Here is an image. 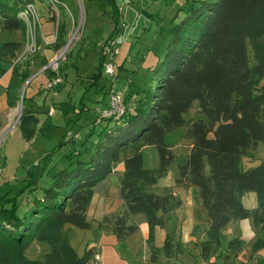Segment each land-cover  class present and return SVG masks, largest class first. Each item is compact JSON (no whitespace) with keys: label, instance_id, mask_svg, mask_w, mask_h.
Listing matches in <instances>:
<instances>
[{"label":"trees","instance_id":"trees-1","mask_svg":"<svg viewBox=\"0 0 264 264\" xmlns=\"http://www.w3.org/2000/svg\"><path fill=\"white\" fill-rule=\"evenodd\" d=\"M33 1L0 0V30L19 31L24 37L25 25L18 13ZM102 1L114 14L119 13L116 0ZM180 12L183 16L178 19ZM50 19L55 20L54 15ZM65 26V22L56 24L54 50L65 44ZM110 39L112 34L104 42ZM21 46V41L0 44V62L6 64L1 72L11 69L6 87L10 107L17 104L37 58L33 54V60L17 59ZM96 69L98 73L88 80L99 90L97 82L101 74L106 75L102 52ZM151 69L150 88L129 89L123 95L125 110L120 117L100 118L107 101L103 103V97L97 101L102 106L92 126L104 124L85 160L77 158L56 171L48 188H30L41 193L31 192L25 206L21 205L23 190L13 197H0V264H88L93 247L78 255L70 244L67 225L88 228L86 212L93 188L118 163L123 164L118 180L122 208L105 215L99 226L109 227L121 240L144 221L148 264L174 262L187 246L167 231L159 248L154 230L167 228L165 216L176 210L181 200L169 191L157 193L154 185L167 173L173 157L165 133L184 124L190 150L187 162L178 166L175 184L197 188L207 218L203 229L195 227L192 232L197 255L205 264H216L221 230L240 219L251 221L256 238L252 251L264 247V160L249 168L242 164L249 152L260 144L264 147V0H185L171 21L163 53ZM61 70L59 66L58 74ZM44 72L49 78L53 75L49 68ZM28 101L24 91L17 126L27 142L37 136L39 124ZM195 102L197 112L206 120L185 119ZM146 146L156 147L157 168L144 166L142 150ZM247 192L257 196L254 209L242 204ZM34 246L36 256L27 257L26 252ZM244 247L242 240L231 239L222 260L232 263Z\"/></svg>","mask_w":264,"mask_h":264},{"label":"rangeland","instance_id":"rangeland-1","mask_svg":"<svg viewBox=\"0 0 264 264\" xmlns=\"http://www.w3.org/2000/svg\"><path fill=\"white\" fill-rule=\"evenodd\" d=\"M184 1L116 0L119 13L114 14L108 3L104 5L102 0H62L64 5L61 7L57 5L53 7L54 10L49 7L47 0H34L39 24L41 27L44 26L43 32L41 27H36L34 46L30 45L31 42L26 38V34L22 39L19 31L0 32V44L23 40L17 58L20 61L33 60V54L37 56L30 67V78L22 85L27 97L39 85L45 86L46 79L49 80V77L43 70L51 69L49 64L54 62L53 59L56 56L59 57L60 53L62 57L59 60V66H62L59 74L61 82L53 91L45 88L35 98L39 107H42L36 114L39 118L37 136L27 142L21 137L19 127L12 128L10 131L4 129V132L0 134V165L5 156V167L3 173H0V197L6 198V195L13 197L23 190L20 197L23 200L21 205L25 206L32 195L31 192H34L30 191V188L35 186L48 188L51 185V176L56 171L69 166V162L77 158L81 160L87 158V152L90 148H94L93 143L97 141L98 131L104 124L101 121V124L92 126V120L102 106V102L99 104L97 101L103 97V102H106L107 91L110 88L121 91L122 96L129 89L142 91L150 88L154 76L151 67L161 57L168 39L171 21L177 13L178 6ZM50 14L54 15L55 23L58 20L59 25L61 22H65L66 25L65 44L59 50H54L52 47L54 40L47 42L48 39L45 40L42 36L45 35V24L49 25L47 28L50 29V37H47L52 39L55 34L56 24L50 19ZM182 16L183 13L180 12L178 19ZM111 34L117 43L118 52L115 56L106 53L104 65L107 62L112 63L114 76L101 74L97 82L99 90H96L95 85H91L88 78L98 73L96 67L99 65L100 48ZM38 71L43 72L32 77ZM100 88L101 90L103 88V91ZM24 91H21L18 97L15 123L18 122L17 115L22 108ZM50 108L53 109V115L47 114ZM197 108L195 102L185 115V119L206 120L203 114L197 112ZM92 127L93 130L89 131ZM165 143L170 146L173 157L167 173L157 178L158 187L172 186L178 177V166L187 162L190 139L186 136V124L166 132ZM143 153L144 166L157 168L159 159L156 147L146 146ZM252 155L254 159L249 163L251 167H254L264 160V147L260 144L256 151H252ZM242 164L245 167L247 163L242 160ZM26 173L30 175L25 177ZM114 175L116 176L117 172ZM23 178L26 179L23 180ZM113 189L114 197L117 198L118 189ZM169 190L171 189L163 188L159 194ZM40 193L39 189L34 192V194ZM115 240L116 245H111L113 243L105 239L98 244L100 253L102 251L103 254L107 250L114 253V260L109 259L105 264H124L122 260L127 261L128 264L140 262V254L129 255L123 248L122 243L125 245L126 239ZM105 244L111 246L104 247ZM162 245V242L158 243L159 248ZM36 252L37 248L34 246L26 252V255L34 258ZM183 257L181 261L187 263V256ZM162 261L161 258L159 262ZM170 264L178 263L174 261Z\"/></svg>","mask_w":264,"mask_h":264},{"label":"crops","instance_id":"crops-1","mask_svg":"<svg viewBox=\"0 0 264 264\" xmlns=\"http://www.w3.org/2000/svg\"><path fill=\"white\" fill-rule=\"evenodd\" d=\"M34 2V1H33ZM51 16V14H50ZM54 24V20H52ZM41 27V24H39ZM46 28L44 30L45 35L42 36L48 40L47 42H53L54 36L50 37V29L49 25L45 24ZM44 27V26H42ZM42 32H43V28ZM48 27V28H47ZM56 27V26H55ZM56 29V28H55ZM0 32H2L0 30ZM26 34V29L24 32V37ZM42 34V33H41ZM41 37V36H40ZM23 39V36H22ZM23 45V40L21 41ZM53 46V45H52ZM25 49V45L23 46ZM23 49V51H24ZM2 68H6V64L0 62V134L4 132V129L10 131L12 128L18 127L17 123H15V111L18 106L19 99L17 100V104L13 107H10L8 104V97L6 93V87L10 81L11 77V69L8 67L4 72H1ZM44 71V70H43ZM38 71L33 74L32 77L38 75V73L43 72ZM31 76V75H30ZM48 77V75H46ZM46 77V78H47ZM30 78V77H29ZM47 83V79H46ZM45 83V85H46ZM22 87L20 92L22 91ZM45 89V86L39 85L32 94L28 96L29 101L28 105L31 111L38 112L40 110L38 103L36 102V96L41 93V91ZM20 96V94H19ZM45 100V99H44ZM104 103V102H103ZM48 110V109H47ZM21 114V113H20ZM48 114V112H47ZM53 115V114H52ZM18 117V115H17ZM19 119V118H18ZM18 121V120H17ZM22 137V136H21ZM145 148H143L144 150ZM142 150V155L144 154ZM252 151L248 153L247 156L243 157V162L246 161L245 168L251 167V163H249L254 157L252 158ZM5 156L3 160H1V168L0 173H3V168L5 167ZM143 163H145V158L143 155ZM244 167V165H243ZM154 169V168H150ZM117 172V175L114 174ZM123 172V164L118 163L114 168L113 172L97 182L93 188V195L90 201V204L87 208L86 218L89 222V226L87 229H79L74 226L67 225V232L69 235V241L72 247L76 250L78 255H82L83 251L88 247H93L94 254L97 253L99 255L98 264H105L106 261L114 260L113 251H105L102 254L100 253V249L98 244L105 239L108 240L109 243H113L111 245H116L117 243L115 239V235L111 232L109 227L106 226H99V222L103 219L105 215L118 211L122 208V200L118 194V197H114V189H118L119 193V184L118 180L120 175ZM0 174V175H1ZM30 173H26L25 177H28ZM26 178H23V180ZM175 181V180H174ZM163 188L168 189L170 188L169 192L173 193L181 200V205L171 213H168L165 216L166 219V229H161L156 227L154 230V243L158 247V243H163L165 239V235L167 231H172L175 233L176 238L184 245L187 246L186 252L184 254H180L175 262L178 264H205L202 261L198 254V249L193 248V242L196 241V238L193 237L192 232L195 227H200L203 229L207 225V218L201 205L198 200V190L193 186L189 187H182L175 182L172 186L167 187H158V184L154 185V190L159 193L163 190ZM116 198V199H115ZM242 204L247 209H254L257 207V196L254 192H247L242 196ZM114 235V237H113ZM148 235V227L144 221H140L139 228L133 234L127 236L126 238L122 239L125 240L126 244L122 243L123 248L125 251L129 253V255H138L140 254V264H148V250L146 247V238ZM202 236V234H201ZM238 238L245 242V247L243 250L238 254L236 258L233 259L231 262L230 259L222 260L221 255L223 254L224 250L227 248L228 242L233 239ZM255 233L251 226V221L249 219H240L237 221H232L228 223L220 232L219 235V250L217 251L216 256V264H264V247L252 251L251 246L252 243L255 241ZM130 240V241H129ZM162 240V241H160ZM109 244H105L106 246H111ZM102 247V246H101ZM162 247V246H161ZM115 254H118L115 252ZM189 254V255H188ZM191 254V256H190ZM187 256V263L181 261L184 257ZM105 256V259H104ZM107 257V258H106ZM160 261V259H159ZM124 264H128L122 260ZM138 263V264H139Z\"/></svg>","mask_w":264,"mask_h":264},{"label":"built area","instance_id":"built-area-1","mask_svg":"<svg viewBox=\"0 0 264 264\" xmlns=\"http://www.w3.org/2000/svg\"><path fill=\"white\" fill-rule=\"evenodd\" d=\"M47 1L49 3V7H51L52 9L57 5L58 7L64 5L63 2L60 0H47ZM18 17L22 19V21L24 22L26 28V38L31 42L30 45L34 46L36 39L35 31H36V27L39 26V19L34 7V2L27 3L24 6V8L18 13ZM58 22L59 21L57 20V23ZM55 38H56V30L54 34V40ZM101 52L103 55L109 53L110 56H115L118 52V48H117V43L114 41V39H110L104 42L101 46ZM60 57H61V53L59 54V57L56 56L54 58L55 60L53 59L54 62L49 64V67L51 68L50 70L53 71V75L49 78V80H47V83L45 85V88L49 91H53L57 87V85L61 82V77L58 74V68L60 62L59 60L62 58ZM104 71L106 75L114 76V69L111 62H107L104 65ZM124 110H125V105L123 103L122 92L117 89L110 88L108 92L107 106L100 111L99 113L100 118L116 119L124 113ZM48 114L49 115L53 114L52 108L48 110ZM98 261H99V255L95 253L89 260L88 264H98Z\"/></svg>","mask_w":264,"mask_h":264},{"label":"water","instance_id":"water-1","mask_svg":"<svg viewBox=\"0 0 264 264\" xmlns=\"http://www.w3.org/2000/svg\"><path fill=\"white\" fill-rule=\"evenodd\" d=\"M24 90L22 89V92H23ZM21 103H22V101H21ZM20 113H21V109H20ZM20 113L18 114V117H17V119L19 118V116H20Z\"/></svg>","mask_w":264,"mask_h":264}]
</instances>
